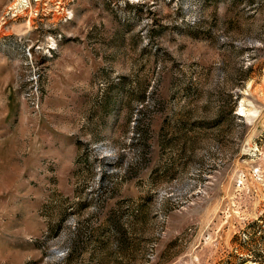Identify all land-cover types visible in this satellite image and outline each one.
Instances as JSON below:
<instances>
[{"label": "rangeland", "instance_id": "1", "mask_svg": "<svg viewBox=\"0 0 264 264\" xmlns=\"http://www.w3.org/2000/svg\"><path fill=\"white\" fill-rule=\"evenodd\" d=\"M262 236L264 0H0V264H264Z\"/></svg>", "mask_w": 264, "mask_h": 264}, {"label": "trees", "instance_id": "2", "mask_svg": "<svg viewBox=\"0 0 264 264\" xmlns=\"http://www.w3.org/2000/svg\"><path fill=\"white\" fill-rule=\"evenodd\" d=\"M257 227H259V226H257ZM262 230H263V229L259 228V233H261ZM254 234H255V231L252 230V234H251L252 236L246 240V243L249 244V245H251L252 247H253V245H255V240H254V238H253ZM262 234H263V233H262ZM262 237H264V236H262ZM251 249L253 250L252 253H250V255H247V256H249V258H251V259H253V260H255V261H258V260L260 261V256L258 255V253L255 252L254 247L251 248ZM246 260H247V259L245 258V256L242 257V258L240 259V261H241L240 264H245V261H246Z\"/></svg>", "mask_w": 264, "mask_h": 264}]
</instances>
